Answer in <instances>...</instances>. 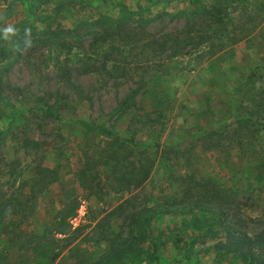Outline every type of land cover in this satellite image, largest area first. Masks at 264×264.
I'll list each match as a JSON object with an SVG mask.
<instances>
[{
    "label": "rangeland",
    "instance_id": "rangeland-1",
    "mask_svg": "<svg viewBox=\"0 0 264 264\" xmlns=\"http://www.w3.org/2000/svg\"><path fill=\"white\" fill-rule=\"evenodd\" d=\"M128 22L159 35L212 25L217 43L199 39L181 55L152 60L148 73L135 66L133 76L91 72L85 62L90 34L99 25ZM9 24L19 32L7 41L0 33V199L28 198L22 211L32 215L27 228L39 232L51 211L77 198L70 223L78 236L52 264H97L111 238L125 254L147 248L133 214L166 206L177 195L188 204L196 191L181 194L186 187L197 188L203 221L156 217V234L169 245L153 264H178L183 249L189 263L242 264L215 249L227 240L218 205L231 204L224 211L236 228L264 226V0H0V28ZM25 28L32 30L30 47L24 44ZM246 84L251 89L244 94ZM76 120L109 134H96L100 128L85 132L80 125L71 133L67 123ZM112 145L128 146L126 179L117 178L121 169L115 177L110 172L114 180L103 173L101 155H112ZM147 154L153 160L150 175L136 185L138 158ZM88 157L90 168L102 174L104 190L79 184ZM42 166L60 181L40 180ZM32 175L34 193L21 196L20 183ZM88 179L83 185L91 184ZM0 258L2 264L32 263L26 250Z\"/></svg>",
    "mask_w": 264,
    "mask_h": 264
},
{
    "label": "trees",
    "instance_id": "trees-1",
    "mask_svg": "<svg viewBox=\"0 0 264 264\" xmlns=\"http://www.w3.org/2000/svg\"><path fill=\"white\" fill-rule=\"evenodd\" d=\"M208 26L209 27L199 26L195 29H183L159 35L151 32H142L139 30V28H143L140 24L134 27V24L131 22L125 23V25L117 24L116 26L99 25L97 30L89 36L90 42L88 50L85 51V62L88 59L87 64L91 72H108L110 76L114 78L128 75L133 76L131 74L133 70H135L133 66H135L136 69H146L144 73H148V68L151 67L152 60L164 55H167L168 58L181 55L184 53V50L187 51L190 49L189 47H196L201 41L212 39L213 35L210 30L212 25ZM111 29L112 31H110ZM133 30L137 31L138 35H134ZM199 39L201 40L200 42ZM211 41L215 47L217 41L215 39ZM234 42H237V39L234 40ZM220 44L221 42H218L217 47L221 48L223 44L221 46ZM155 70L159 71L158 69ZM249 77V81L254 79V75H250ZM142 79L144 83L147 84L146 78L142 77ZM253 81L250 82L253 83ZM248 89H251V85L246 84L243 93L246 94ZM77 125H80L82 131L85 132L91 131L95 133L94 130L100 128L99 133L96 132V134L102 135L106 134V132L108 133L102 126H92L85 120H76L73 123H67L68 131L71 133L74 132L77 129ZM213 135L214 134L211 133L209 137H213ZM131 145L136 147L134 142H132ZM139 145H143V143L139 142ZM126 149L120 148L117 145L108 147L112 155H101V159L106 161L107 165V170L103 172L104 174L112 176L110 173L112 172L115 177L116 172L121 169L117 178L119 180L126 179L127 174L130 172L125 165L126 161H128V157L124 151ZM152 161L153 160H150L149 154L138 158V166H136L138 171L134 174L137 175V178L133 180V183L136 182V185H139L148 179L153 165ZM91 162H93L92 159L88 157L87 162L84 163L82 171L80 172L81 175L78 176V181L80 186L84 189L88 188L98 192L105 186L101 185L103 183L102 174L97 170V172H94V170L90 168ZM41 170L43 173L38 172L40 180L46 181L47 184L60 181L61 176L57 177L58 175H55L52 168L42 166ZM32 177L34 176L32 175L30 178H27L30 181L25 180L23 183H20L18 194L25 196L28 192L34 193V189L30 186L32 185L30 183L31 181L34 182L36 178ZM114 177L113 180L115 179ZM86 179H88L91 184L83 185L84 182L86 183ZM91 180L93 182H91ZM133 183L131 184V182H128L129 187L130 184L133 185ZM97 186L99 188L98 190ZM189 191H196V199H191L186 205L182 203L179 197L180 195H177L172 197V201L166 206L156 205L151 208L148 213L138 212L133 214L132 224L133 222L137 224V233L140 237H142V234L146 235L148 239L147 248L140 245L141 247L125 254L122 248L119 247L120 244L112 241L113 238L110 240L106 239V241L109 242V252L102 258L101 262L97 264H146L145 261L149 264H153L154 260L160 259L158 255L162 249L166 250L169 245L167 243L169 240H167V238L164 239V237L158 238L156 234L158 231L156 226L157 222H155V219H157L156 217L165 216V214L168 213L173 218V221L177 220L179 216L183 217L182 221L186 224L200 225L203 221L200 218V211L204 208L205 204L201 203L200 195L196 187H186L181 194L188 193ZM23 198L18 199L14 197L8 199L4 196L0 199V257H4L5 253L14 252L17 249L19 252L26 250V252L28 251L30 253L31 258L29 259L30 262H32L31 264H52L61 255L62 250L70 243H73L78 236V229L72 228L70 218L76 215L79 201L76 197L72 200V203L64 201L61 210L58 209L56 212L51 211L49 215L47 214L48 216L45 219L48 218V221L41 224L42 228H39V232H30L27 226H29L28 223L30 222L29 217L31 216L32 218V215L22 212L24 211L25 202L28 201V198ZM33 206L34 204L31 207ZM5 207H10V209L14 210H5ZM218 207L222 212V216L219 217V224L224 227L227 240L218 241L215 246L216 251H218V253L223 251L227 254L234 255L241 260L242 264H264V226L258 230H254V228H251V230L236 228V225L231 223L229 219L230 214L224 211L225 209L230 210L231 204H222L221 206L218 205ZM129 215L131 214H128L126 218L130 219ZM222 218L224 220L227 218V223H224ZM232 218L236 222H239L238 218L241 217L234 215ZM241 221H244V218L241 219ZM37 223H40L38 219ZM163 227L168 228L167 225ZM163 227L159 230L162 236V232H165ZM5 231H7V234L4 233ZM170 233L172 234L174 232L171 230ZM59 234L63 237L58 236ZM104 236L106 238L108 237L107 235ZM171 241L174 242L178 248V242L174 238H172ZM145 250H147V252ZM178 253L181 254L178 260L179 263H183L186 260L185 264H193L192 262L189 263L188 260L190 255L187 254L184 249L178 251ZM36 260L38 261L36 262ZM1 262L0 258V264H2Z\"/></svg>",
    "mask_w": 264,
    "mask_h": 264
},
{
    "label": "clouds",
    "instance_id": "clouds-1",
    "mask_svg": "<svg viewBox=\"0 0 264 264\" xmlns=\"http://www.w3.org/2000/svg\"><path fill=\"white\" fill-rule=\"evenodd\" d=\"M31 28H25L24 29V35H25V40L24 44L25 47H30L32 44V41L30 39L31 37ZM19 30L13 26V25H7L3 28H0V33H2V37L4 40H9L11 37L16 36L18 34Z\"/></svg>",
    "mask_w": 264,
    "mask_h": 264
}]
</instances>
